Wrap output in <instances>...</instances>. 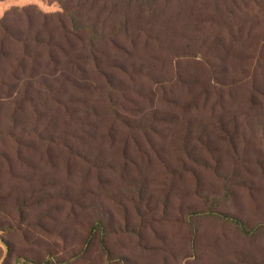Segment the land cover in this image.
I'll list each match as a JSON object with an SVG mask.
<instances>
[{
	"label": "rangeland",
	"instance_id": "obj_1",
	"mask_svg": "<svg viewBox=\"0 0 264 264\" xmlns=\"http://www.w3.org/2000/svg\"><path fill=\"white\" fill-rule=\"evenodd\" d=\"M0 264H264V0H0Z\"/></svg>",
	"mask_w": 264,
	"mask_h": 264
}]
</instances>
